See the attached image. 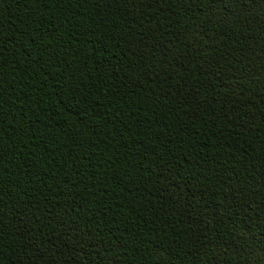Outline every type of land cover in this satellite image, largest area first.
<instances>
[{"label": "trees", "instance_id": "trees-1", "mask_svg": "<svg viewBox=\"0 0 264 264\" xmlns=\"http://www.w3.org/2000/svg\"><path fill=\"white\" fill-rule=\"evenodd\" d=\"M0 264H264V2L0 0Z\"/></svg>", "mask_w": 264, "mask_h": 264}, {"label": "snow or ice", "instance_id": "snow-or-ice-1", "mask_svg": "<svg viewBox=\"0 0 264 264\" xmlns=\"http://www.w3.org/2000/svg\"><path fill=\"white\" fill-rule=\"evenodd\" d=\"M262 2H264V0H262Z\"/></svg>", "mask_w": 264, "mask_h": 264}]
</instances>
